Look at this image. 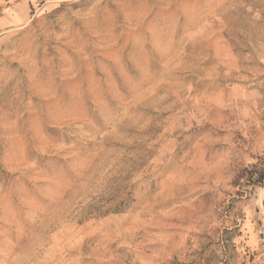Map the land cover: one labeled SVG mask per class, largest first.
I'll use <instances>...</instances> for the list:
<instances>
[{
    "label": "rangeland",
    "instance_id": "1",
    "mask_svg": "<svg viewBox=\"0 0 264 264\" xmlns=\"http://www.w3.org/2000/svg\"><path fill=\"white\" fill-rule=\"evenodd\" d=\"M225 228L264 264V0H0V264H226Z\"/></svg>",
    "mask_w": 264,
    "mask_h": 264
},
{
    "label": "trees",
    "instance_id": "2",
    "mask_svg": "<svg viewBox=\"0 0 264 264\" xmlns=\"http://www.w3.org/2000/svg\"><path fill=\"white\" fill-rule=\"evenodd\" d=\"M235 231V229H227L225 228L223 233L218 235L217 236V242L216 243H210L208 244L209 245H212V246H218L219 249H220V254L222 256V258L224 260H221L222 262L226 263V264H229V261L230 259L232 258V255L228 256V250H232L233 247H234V244H233V232ZM205 250H206V247H202L201 248V251L198 253V255L200 257H202L205 253ZM230 253V252H229ZM214 256L210 257V258H204V263L205 264H214L215 261L213 260Z\"/></svg>",
    "mask_w": 264,
    "mask_h": 264
}]
</instances>
